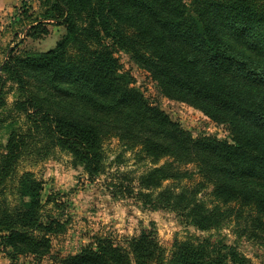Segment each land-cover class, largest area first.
<instances>
[{
	"label": "trees",
	"instance_id": "obj_1",
	"mask_svg": "<svg viewBox=\"0 0 264 264\" xmlns=\"http://www.w3.org/2000/svg\"><path fill=\"white\" fill-rule=\"evenodd\" d=\"M44 4L25 36L44 35L45 22H53L64 28L54 47L10 50L0 62V112L11 83L15 95L9 110L22 118L19 126L10 123L0 143V252L10 260L31 256L38 261L65 226L62 214L45 211L51 199L42 202L41 181L30 171L18 173L19 160H43L62 151L93 181L104 171L102 144L109 138L152 164L137 177L135 196L143 206L173 212L200 232L217 230L227 219L241 220L252 226L251 236L264 239V0ZM22 16L28 17L25 9ZM117 53L148 73L160 96L225 126L229 140L193 137L150 105ZM188 164L195 171L180 168ZM194 174L199 180L193 185L176 186ZM166 181L172 183L162 187ZM209 189L208 204L200 195ZM7 190L15 204L6 198ZM247 262L218 234L174 240L167 252L153 223L124 245L96 238L59 259V264Z\"/></svg>",
	"mask_w": 264,
	"mask_h": 264
},
{
	"label": "rangeland",
	"instance_id": "obj_2",
	"mask_svg": "<svg viewBox=\"0 0 264 264\" xmlns=\"http://www.w3.org/2000/svg\"><path fill=\"white\" fill-rule=\"evenodd\" d=\"M10 1L7 6L0 4V62L4 61L10 50H13L12 54H20L28 51L45 52L53 48L64 33V28L53 22H45L47 33L44 35L34 39L25 36L30 27L29 22L40 19V14L44 12L45 0ZM24 9L28 16L26 18L22 16ZM116 56L122 69L131 75L133 86L143 94L147 102L167 113L193 137L206 134L229 140L225 126L210 121L186 104L160 96L148 73L139 69L126 54L117 53ZM14 91V85L7 83L6 109L0 112V119L5 120L0 124L2 144L7 138L9 125L22 124L21 116L9 110L14 100ZM102 150L104 171L93 181L88 180L82 168L74 166L70 155L62 151L55 150L43 160H34L32 157L19 160L18 173L30 171L41 181L42 202L51 199L45 204V211L53 216L62 214L59 216L60 222H65V226L62 233L51 238L50 252L40 260H34L31 256L10 260L0 252V264H59L61 257L74 254L83 246L93 245L96 238H109L116 244L124 245L125 239L137 236L141 229L149 227L151 223L154 224L160 245L167 252L174 240L218 234L227 243L238 247L248 260L246 264H264V239H260L263 236H251L254 230L250 224L232 218L227 219L217 230L200 232L173 212L145 207L135 193L138 190L137 177L152 167L150 161L138 155L136 150H125L115 138L106 139ZM164 162L162 159L158 165ZM180 168L195 171L193 164L181 165ZM198 180V175L194 174L191 180L181 181L176 186H191ZM170 182H164L162 187ZM209 192L210 189L200 195L208 204L211 201ZM6 198L10 203H16L15 196L8 190Z\"/></svg>",
	"mask_w": 264,
	"mask_h": 264
},
{
	"label": "crops",
	"instance_id": "obj_3",
	"mask_svg": "<svg viewBox=\"0 0 264 264\" xmlns=\"http://www.w3.org/2000/svg\"><path fill=\"white\" fill-rule=\"evenodd\" d=\"M8 1H9V0H0V4H2V5H4V6H5V5L7 6L8 3H9ZM11 1H12V0H11ZM11 1H10V2H11ZM11 3H12V2H11ZM11 3H10V4H11ZM3 9H4V7L1 8V10H3Z\"/></svg>",
	"mask_w": 264,
	"mask_h": 264
}]
</instances>
